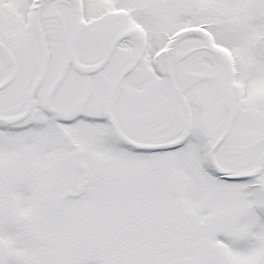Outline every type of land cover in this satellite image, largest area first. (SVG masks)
Returning <instances> with one entry per match:
<instances>
[{
    "label": "snow or ice",
    "instance_id": "6c2138e0",
    "mask_svg": "<svg viewBox=\"0 0 264 264\" xmlns=\"http://www.w3.org/2000/svg\"><path fill=\"white\" fill-rule=\"evenodd\" d=\"M0 264H264V0H0Z\"/></svg>",
    "mask_w": 264,
    "mask_h": 264
}]
</instances>
